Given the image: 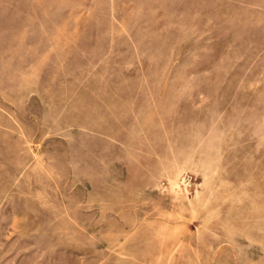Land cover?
I'll return each mask as SVG.
<instances>
[{
	"label": "rangeland",
	"instance_id": "374dc122",
	"mask_svg": "<svg viewBox=\"0 0 264 264\" xmlns=\"http://www.w3.org/2000/svg\"><path fill=\"white\" fill-rule=\"evenodd\" d=\"M0 264H264V0H0Z\"/></svg>",
	"mask_w": 264,
	"mask_h": 264
},
{
	"label": "built area",
	"instance_id": "2783aa9c",
	"mask_svg": "<svg viewBox=\"0 0 264 264\" xmlns=\"http://www.w3.org/2000/svg\"><path fill=\"white\" fill-rule=\"evenodd\" d=\"M185 183H186V185H190L191 184L190 179H185Z\"/></svg>",
	"mask_w": 264,
	"mask_h": 264
}]
</instances>
